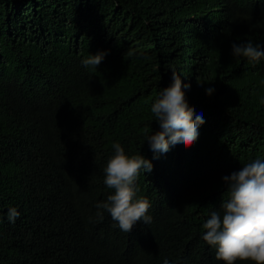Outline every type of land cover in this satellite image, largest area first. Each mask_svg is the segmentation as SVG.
<instances>
[{"label": "trees", "instance_id": "obj_1", "mask_svg": "<svg viewBox=\"0 0 264 264\" xmlns=\"http://www.w3.org/2000/svg\"><path fill=\"white\" fill-rule=\"evenodd\" d=\"M249 40L264 46V0H0V264H224L203 224L222 177L264 160V57L232 54ZM172 70L205 122L154 154ZM116 142L153 165L136 181L151 222L130 233L97 208Z\"/></svg>", "mask_w": 264, "mask_h": 264}, {"label": "clouds", "instance_id": "obj_2", "mask_svg": "<svg viewBox=\"0 0 264 264\" xmlns=\"http://www.w3.org/2000/svg\"><path fill=\"white\" fill-rule=\"evenodd\" d=\"M234 57H245L259 61L264 57V46L246 41L232 45ZM106 53L90 54L81 63L87 68H97ZM198 82H201L197 79ZM190 84L182 82L181 74L172 70L171 83L160 90L159 98L151 106V112L159 122L160 130L152 132L147 141L154 154L167 153L170 146L178 143L190 147L199 137V126L205 121L202 114L195 115L189 107L185 89ZM211 95L213 88L206 90ZM147 133V129L144 130ZM114 155L106 164L105 185L113 193L105 202L97 204L98 209L110 213L119 229L130 233L138 221L148 224L151 217L148 210L150 201L137 197L139 191L136 181L141 170L150 173L152 162L142 155H127L119 142L113 144ZM228 191V199L222 201V214L213 211L203 224L206 230L203 239L215 247L216 259L224 264L237 261H251L264 264V160L257 158L244 164L238 171L222 177ZM20 216L12 207L7 217L10 222ZM163 264H169L164 259Z\"/></svg>", "mask_w": 264, "mask_h": 264}]
</instances>
